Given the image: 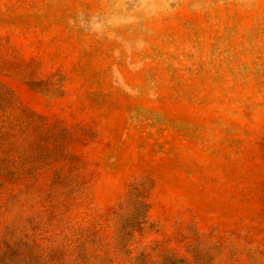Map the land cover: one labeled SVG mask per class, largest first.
<instances>
[{
  "label": "rangeland",
  "instance_id": "1",
  "mask_svg": "<svg viewBox=\"0 0 264 264\" xmlns=\"http://www.w3.org/2000/svg\"><path fill=\"white\" fill-rule=\"evenodd\" d=\"M0 264H264V0H0Z\"/></svg>",
  "mask_w": 264,
  "mask_h": 264
}]
</instances>
